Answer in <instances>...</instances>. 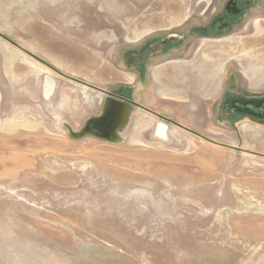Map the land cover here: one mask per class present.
Returning <instances> with one entry per match:
<instances>
[{
	"label": "rangeland",
	"instance_id": "1",
	"mask_svg": "<svg viewBox=\"0 0 264 264\" xmlns=\"http://www.w3.org/2000/svg\"><path fill=\"white\" fill-rule=\"evenodd\" d=\"M229 1L0 0V264H264V119L224 103L264 94V0L217 31ZM188 43L235 46L218 105L135 104Z\"/></svg>",
	"mask_w": 264,
	"mask_h": 264
},
{
	"label": "crops",
	"instance_id": "2",
	"mask_svg": "<svg viewBox=\"0 0 264 264\" xmlns=\"http://www.w3.org/2000/svg\"><path fill=\"white\" fill-rule=\"evenodd\" d=\"M163 50L154 61L147 53L137 66L130 85L134 103L161 114L171 109L175 114H201L204 108L217 106L227 92L226 77L232 72L227 63L235 46L188 43ZM194 128H199L197 123Z\"/></svg>",
	"mask_w": 264,
	"mask_h": 264
},
{
	"label": "water",
	"instance_id": "3",
	"mask_svg": "<svg viewBox=\"0 0 264 264\" xmlns=\"http://www.w3.org/2000/svg\"><path fill=\"white\" fill-rule=\"evenodd\" d=\"M233 102H236L238 105V109H233L231 106V111L233 112H240L242 114H249V115H253L256 116L257 118H259L260 120H262L263 118L261 117V112H264V102H261L258 98L255 99H234ZM116 103H109L108 106L105 108V113L104 116L98 118V119H93L91 120L88 125L80 132V133H76V134H72V136H76V137H82L84 135H95L101 138H105L108 140H112L114 139L115 136V129L117 127H120L122 125V123L125 122L126 119V115L129 112L130 109V105L126 104L123 105L122 110H120V112L122 111L123 115L121 116L122 118L120 119L119 122L116 123L115 128L113 129V131H110V129L106 130L102 127V124L105 123V119L108 116V114L110 112H112V110H114V106H116ZM118 111V109H117Z\"/></svg>",
	"mask_w": 264,
	"mask_h": 264
},
{
	"label": "flooded vegetation",
	"instance_id": "4",
	"mask_svg": "<svg viewBox=\"0 0 264 264\" xmlns=\"http://www.w3.org/2000/svg\"><path fill=\"white\" fill-rule=\"evenodd\" d=\"M249 2H250L249 0H231V1H229L228 3H230V5L227 8H225V11H223L221 16L219 17V19L224 21V22L216 27L217 31H223V32L224 31H230V30L234 29L236 24L238 26L239 23L236 20H239L241 17L247 16L245 14L246 13L245 7H246V5H249ZM219 19H218V21H219ZM214 23H216V22H214ZM231 39H233V38L227 39V41H229ZM244 98L247 99V97L242 96V95H233V94L226 95L224 103H225V107L227 108V111L230 114H242L238 111L237 112L231 111V101L234 99H244ZM258 99L261 102H264V94L262 96L258 97ZM260 115L264 119V112H261Z\"/></svg>",
	"mask_w": 264,
	"mask_h": 264
},
{
	"label": "bare ground",
	"instance_id": "5",
	"mask_svg": "<svg viewBox=\"0 0 264 264\" xmlns=\"http://www.w3.org/2000/svg\"><path fill=\"white\" fill-rule=\"evenodd\" d=\"M231 106L233 109H238V105L236 102H233V100L231 101Z\"/></svg>",
	"mask_w": 264,
	"mask_h": 264
}]
</instances>
